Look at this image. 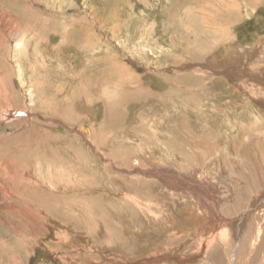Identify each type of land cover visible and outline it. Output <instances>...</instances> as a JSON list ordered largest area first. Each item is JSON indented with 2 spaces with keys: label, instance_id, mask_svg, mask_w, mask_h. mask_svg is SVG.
<instances>
[{
  "label": "rangeland",
  "instance_id": "1",
  "mask_svg": "<svg viewBox=\"0 0 264 264\" xmlns=\"http://www.w3.org/2000/svg\"><path fill=\"white\" fill-rule=\"evenodd\" d=\"M263 38L264 0H0V264H214L233 233L179 185L261 195Z\"/></svg>",
  "mask_w": 264,
  "mask_h": 264
},
{
  "label": "bare ground",
  "instance_id": "2",
  "mask_svg": "<svg viewBox=\"0 0 264 264\" xmlns=\"http://www.w3.org/2000/svg\"><path fill=\"white\" fill-rule=\"evenodd\" d=\"M264 39V38H263ZM259 44V43H258ZM260 46V44H259ZM258 46V47H259ZM250 48V46H249ZM263 52V50H262ZM260 53V52H259ZM258 53V54H259ZM257 55V54H256ZM264 55V54H263ZM260 56V55H259ZM112 70V69H111ZM100 72V71H99ZM98 73V72H97ZM112 75V73H111ZM138 88V87H137ZM135 90V89H134ZM127 91V90H126ZM128 92V91H127ZM127 96V95H126ZM245 105V104H243ZM241 106V105H240ZM243 108H246V110H244ZM242 108V111L240 112L239 114V117L242 121H245L246 117H252V113L250 114V112L252 111V107L248 104H246V106H244ZM211 109V108H210ZM219 110V109H218ZM213 111V110H212ZM250 111V112H249ZM109 112V110H108ZM246 115V116H245ZM134 116V115H133ZM197 116H199L197 114ZM114 117V116H113ZM144 117V116H143ZM106 119V118H105ZM120 119V118H119ZM248 119V118H247ZM108 120V119H107ZM226 118H221L220 120L218 119V122H223L225 125H229L227 122H226ZM249 120V119H248ZM105 121V120H104ZM250 121V120H249ZM114 124V123H113ZM232 125V124H230ZM250 125V124H249ZM109 126V125H108ZM260 126H258V124L256 123V120H255V123L253 125H250L249 128L252 129L254 132H263L264 131V128L263 129H260L259 128ZM124 130V129H123ZM143 131V130H142ZM123 132V131H122ZM145 132V131H144ZM126 133V132H124ZM146 134V133H145ZM144 134V135H145ZM258 134V133H257ZM264 134V133H263ZM138 136V135H136ZM126 138L128 136H125ZM145 138V137H144ZM262 140H264V135L260 138ZM259 139V140H260ZM130 140V139H129ZM150 140V138H149ZM173 142V141H172ZM258 142V141H257ZM256 142V143H257ZM112 143V142H110ZM127 143V141H126ZM174 143V142H173ZM255 143V145H256ZM114 144V143H113ZM112 144V145H113ZM124 144V143H123ZM125 145V144H124ZM123 145V146H124ZM172 146V145H171ZM178 146V145H176ZM257 146V145H256ZM255 146V147H256ZM175 147V146H174ZM258 157L261 161L262 164H264V142L261 141L258 143ZM101 149V148H100ZM238 150L236 152H239V146L237 148ZM255 149V148H254ZM257 150V149H256ZM200 151V150H199ZM233 151V150H232ZM114 152V151H113ZM165 153V152H164ZM195 154V153H194ZM233 154V153H232ZM121 155V154H120ZM229 156V155H228ZM227 156V157H228ZM233 156V155H232ZM165 159H167L165 156H163ZM197 157V156H196ZM231 157V156H230ZM150 158V157H149ZM162 158V159H164ZM157 159V162L155 161V163L152 164V166H156V168H166L168 165L165 164V162H162L163 160L160 158V157H156ZM224 159V158H223ZM243 159V158H242ZM246 159V158H245ZM124 160V158H123ZM126 160V159H125ZM136 160V159H135ZM133 160V161H135ZM199 160V159H198ZM127 161V160H126ZM125 161V162H126ZM138 161V160H136ZM171 161V160H170ZM129 162V160H128ZM144 162V161H143ZM167 162L168 163H171L169 162V158L167 159ZM175 162V161H174ZM245 162V160L243 161ZM137 163V162H136ZM139 163V161H138ZM179 163V162H178ZM172 164V163H171ZM176 165V164H175ZM244 165V168L246 169V173L247 174H244V172H242L243 168H236L235 171L236 173L238 174V177L241 178L242 176H244V179H243V183L246 185L245 187H249V186H253V187H256V189L258 188L259 190H261L260 186L258 185L259 183V178L261 177V173L259 174V169H260V165L256 162V161H251V158L246 160L245 164L243 163ZM173 166H174V163H173ZM186 167L185 165H178L179 169L181 170L182 167ZM177 167V166H176ZM177 167V168H178ZM195 167V166H194ZM209 167V166H208ZM224 167V166H223ZM186 168H189V167H186ZM202 168V167H201ZM176 169V168H175ZM206 169V168H205ZM209 170V168H207ZM206 169V171H207ZM262 169V167H261ZM183 170V168H182ZM185 170V168H184ZM188 171H190L188 173V177H192L193 178V173H195V180L194 181H184L182 179V182L181 184L182 185H179L180 188H194L195 190H203V192H209V194L206 196V197H202L200 195H198V198H195L193 197H183V193H182V197L183 199L185 198V200H187L186 204H188V206H193V209H195V213L196 214H193V220H197V216L195 217V215H199V217L201 216V214H204V212H206V209L209 208L210 212L212 213V217L210 218H199L200 220V229L202 232H205V231H208L211 227H214L215 224L216 225H220L222 224L221 226L225 227L226 228H229L231 230V232L233 233L231 235V238L228 243H227V246L224 245L222 246V251H220L219 254H221L220 256H218L217 258H215V260L213 261L214 264H262L263 263V257H259V255H257L259 253V251H263L264 252V208L262 207V209H259V210H255L257 207H260V205H264V188L260 191L261 195L259 196H255V200H254V197L247 203H243L241 204V202H238V200H240V194H242L243 192V188L239 187L237 184H235L234 187L231 186V190H229L231 192V194H228L227 198L224 197V185L225 184H221L222 181H219L220 183V189L218 190V187L215 186L214 184V181L213 183H207L206 182V177L203 173H200V171H203V172H206L204 170H201L200 168L197 171L196 167L195 168H192V169H187ZM196 170V171H195ZM140 172V171H139ZM225 173L226 172V167H224V169L222 168L221 173ZM156 173V172H155ZM209 173H211L213 176H214V172L210 171L209 170ZM138 174V173H137ZM140 174V173H139ZM149 174V172H148ZM208 174V173H207ZM210 174V175H211ZM219 174V175H220ZM243 174V175H242ZM259 174V175H258ZM216 175V174H215ZM210 178V176H208ZM207 177V179H208ZM221 177V176H220ZM220 177H214V178H217L220 180ZM229 178V177H228ZM261 179V178H260ZM211 180V179H210ZM242 180V179H240ZM245 180V181H244ZM202 181H204L205 183H203ZM208 181V180H207ZM231 181V179H230ZM227 182V179L224 180V183ZM263 181H262V185H263ZM167 185H169V182L166 183ZM174 185V184H172ZM257 185V186H256ZM178 187V188H179ZM264 187V185H263ZM250 188V187H249ZM245 189V188H244ZM251 190V189H250ZM253 190V189H252ZM175 191V190H174ZM218 191H220V195H221V205H219V203H217L218 201L216 200V198H218ZM237 191H240V192H237ZM252 193V192H251ZM263 193V194H262ZM233 194V195H232ZM246 194V193H245ZM254 194V193H252ZM256 194V193H255ZM181 195V194H180ZM219 195V196H220ZM236 195V198L234 199L233 197ZM240 195V196H239ZM247 195V194H246ZM248 196V195H247ZM249 197V196H248ZM201 198V199H200ZM225 198V199H224ZM250 198V197H249ZM200 200H206V201H199ZM234 199V200H233ZM244 199V198H243ZM231 200L233 201L231 204ZM245 200V199H244ZM254 200V201H253ZM198 201L201 203H198ZM185 202V201H184ZM214 202V204H213ZM232 205V206H231ZM235 209H233L234 207ZM217 207V208H216ZM221 207H225L224 210H221ZM233 207V208H231ZM214 208H216V211H215V214H217V218L216 216H214ZM237 209V210H236ZM255 210V211H254ZM253 213V214H252ZM255 213H258L257 215H254ZM259 213H262V216L259 214ZM189 216L191 215L188 214ZM226 215L230 216V215H233V217H235L233 220L231 219H225L223 220V216L226 217ZM237 216V217H236ZM187 217V216H185ZM188 218V217H187ZM258 218L261 220V222L259 223L258 221ZM198 221V220H197ZM225 221V223H224ZM253 221V226H251V223ZM263 223V224H262ZM226 224V225H225ZM199 229V228H198ZM222 229V228H221ZM225 229H222V231L224 230L225 232ZM210 231V230H209ZM198 232V231H197ZM211 233V232H210ZM215 233V232H214ZM218 233V232H217ZM228 233V232H226ZM212 234V233H211ZM210 234V235H211ZM200 235V234H198ZM209 235V234H208ZM218 235V234H217ZM201 238L203 237L202 235H200ZM199 236V237H200ZM212 238V237H211ZM259 238V240H258ZM219 239V238H218ZM204 239H200V241H202ZM207 242H208V237H207ZM202 243V242H201ZM210 243V242H208ZM217 244V243H216ZM202 246V244H201ZM213 246V245H212ZM218 246V245H217ZM252 248V250L249 248ZM255 246V248H254ZM210 247V245H209ZM219 247V246H218ZM220 248V247H219ZM213 249V248H212ZM255 253L253 254L252 257H248L247 254L248 253ZM214 254V253H213ZM217 253V255H219ZM237 254V256H235ZM214 256V255H213ZM227 257V258H226ZM217 262V263H216Z\"/></svg>",
  "mask_w": 264,
  "mask_h": 264
}]
</instances>
